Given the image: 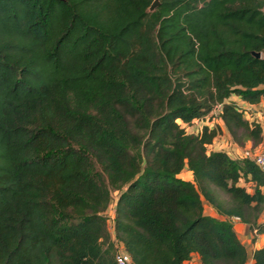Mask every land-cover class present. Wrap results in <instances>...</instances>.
<instances>
[{
    "label": "trees",
    "instance_id": "trees-1",
    "mask_svg": "<svg viewBox=\"0 0 264 264\" xmlns=\"http://www.w3.org/2000/svg\"><path fill=\"white\" fill-rule=\"evenodd\" d=\"M151 1L0 0V264H115V243L131 264H246L231 218L264 230V176L181 123L221 103L237 145L261 142L225 100L264 98V0Z\"/></svg>",
    "mask_w": 264,
    "mask_h": 264
},
{
    "label": "crops",
    "instance_id": "crops-1",
    "mask_svg": "<svg viewBox=\"0 0 264 264\" xmlns=\"http://www.w3.org/2000/svg\"><path fill=\"white\" fill-rule=\"evenodd\" d=\"M227 100L233 101L235 105L239 107L238 109L242 111L243 118L248 123H256L257 125H259L263 137L261 142L258 145L254 146L252 150L264 151V98L260 97L257 102L248 103L232 94L227 98ZM217 126L220 128V133L212 140L211 144L208 146V150H221L226 152L229 157H232L238 154L241 149L251 147L250 141H246L242 146L237 145L226 131L222 122H219ZM178 177L185 180H190L191 175L189 171L183 169L178 174ZM201 203L203 214L219 219L222 218L205 201H202ZM231 223L237 239L245 248L247 255L246 264H251L252 251L264 245V230L259 233L249 231L245 224L239 222V220L235 218H231ZM257 223H264L263 213L258 217ZM189 260H191V263L193 264H201L198 256L195 253H192L190 255Z\"/></svg>",
    "mask_w": 264,
    "mask_h": 264
},
{
    "label": "built area",
    "instance_id": "built-area-1",
    "mask_svg": "<svg viewBox=\"0 0 264 264\" xmlns=\"http://www.w3.org/2000/svg\"><path fill=\"white\" fill-rule=\"evenodd\" d=\"M225 101L228 100L226 99ZM220 112L221 103H215L205 116L202 118L192 119L188 124L181 123V126L184 128L186 133L198 134L203 126L208 128L217 126L218 123L221 122L219 117ZM231 158H244L251 161L264 176V151H253L251 148H243L238 154L232 156ZM114 262L115 264H131L129 255L120 243H115ZM182 264L193 263H191V260H186Z\"/></svg>",
    "mask_w": 264,
    "mask_h": 264
},
{
    "label": "rangeland",
    "instance_id": "rangeland-1",
    "mask_svg": "<svg viewBox=\"0 0 264 264\" xmlns=\"http://www.w3.org/2000/svg\"><path fill=\"white\" fill-rule=\"evenodd\" d=\"M239 185H241L242 187H244L248 192H251L252 189H253V183H251L246 178L245 179L241 178L240 181H239ZM113 195H114L113 196V200L110 201V203H109V205L107 207V210L105 212L106 216L109 217L108 220H107V223H106L107 224L108 231L110 230V222H111L110 216L112 214L113 202H114V198H115V194H113ZM260 215H262V213Z\"/></svg>",
    "mask_w": 264,
    "mask_h": 264
},
{
    "label": "water",
    "instance_id": "water-1",
    "mask_svg": "<svg viewBox=\"0 0 264 264\" xmlns=\"http://www.w3.org/2000/svg\"><path fill=\"white\" fill-rule=\"evenodd\" d=\"M157 5H158V1L157 0H152L150 5L148 6V11H152ZM251 55L253 57H259L260 53L259 52H251Z\"/></svg>",
    "mask_w": 264,
    "mask_h": 264
}]
</instances>
